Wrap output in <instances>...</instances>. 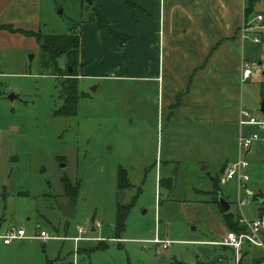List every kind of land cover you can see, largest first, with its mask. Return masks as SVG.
<instances>
[{"label": "rangeland", "instance_id": "rangeland-1", "mask_svg": "<svg viewBox=\"0 0 264 264\" xmlns=\"http://www.w3.org/2000/svg\"><path fill=\"white\" fill-rule=\"evenodd\" d=\"M81 4L52 0L43 11L44 33L73 30L80 36L76 23L90 12ZM84 57L82 53L78 60L81 97L76 114L64 117L53 114L61 103L62 76L41 68L39 47L0 51V234L22 226L27 235L44 230L56 237L7 245L0 239V264H167L171 257L187 264L208 259L221 263L218 255L233 264L230 249L198 241L209 232L217 236L225 227L223 211L206 200L212 199L211 180H217L233 219L255 218V197L264 198V154L258 144L244 156L247 179L226 180L218 168L226 159L221 156L225 146L230 151L227 161L237 157L231 127L220 129L218 138L167 131L166 121L156 120L155 82L110 77L100 70L98 54L90 64L83 63ZM57 64L63 70V55ZM246 64L251 76L241 82L245 110L262 118L256 109L264 99V77L259 81L255 74L264 67V55L261 67ZM159 158L169 159L162 173L169 167L174 174H162L158 186L154 161ZM119 167L129 183L121 191L115 179ZM239 200L245 203L239 206ZM68 201L73 202L71 218L61 214ZM116 203L129 205L119 239L114 231ZM259 215L264 219V211ZM78 227L81 237L74 242ZM155 238L169 241L168 246L160 248ZM95 245L102 249L88 252Z\"/></svg>", "mask_w": 264, "mask_h": 264}, {"label": "crops", "instance_id": "crops-1", "mask_svg": "<svg viewBox=\"0 0 264 264\" xmlns=\"http://www.w3.org/2000/svg\"><path fill=\"white\" fill-rule=\"evenodd\" d=\"M51 1L0 0V51L19 46L38 48L35 34L44 33L43 11L44 8L49 9ZM258 1L252 2V14L261 13L264 16V1ZM132 2L133 7L129 9L117 0H93L110 29L126 35L127 40L120 47L106 28H98L94 21L83 18L85 21L79 20L77 25L80 30L78 60L83 53L86 54L83 63L90 64L91 56L98 54L101 59L100 70L107 72L110 77L155 82L156 120H165L167 131L172 130L175 134L191 131L192 135L196 133L201 139L215 134L218 138L220 129L231 127L234 130V153L238 132L247 134L257 130L254 126L237 125L239 110L248 109L244 100L246 89L240 82L242 63L256 62L261 67L264 55V33L260 35L258 43L239 36L248 0ZM79 4L83 5L80 1ZM259 44L262 47L257 48ZM250 76L251 70L244 81ZM260 76L264 77V67L255 74L259 81L262 80ZM261 82L263 88L264 80ZM259 133L264 137V131ZM255 143L264 154V144ZM221 152L222 158L226 159L219 163L220 166L230 154L226 146ZM168 162L169 159L160 158L154 161L158 186L162 183V174H166V178L174 174L169 167L166 168L167 172L162 173V168ZM255 198L259 203L255 217H260L259 214L264 211V206L260 205L264 204V198ZM202 207H207L206 201L202 202ZM261 218L260 244L242 246L238 264H250L264 258V219ZM226 231V227L220 228L217 236L208 231L209 237L198 241L222 246L214 242L221 240ZM222 248L231 250L228 246ZM218 258L221 263L213 259L200 263H227V256L218 255ZM200 263L194 261L191 264ZM261 263L264 264V260Z\"/></svg>", "mask_w": 264, "mask_h": 264}, {"label": "trees", "instance_id": "trees-1", "mask_svg": "<svg viewBox=\"0 0 264 264\" xmlns=\"http://www.w3.org/2000/svg\"><path fill=\"white\" fill-rule=\"evenodd\" d=\"M83 3V0H79ZM124 4L126 7L131 9L133 7L132 0H117ZM254 0H248V5L244 10V19H247L252 15V2ZM89 15L86 17L87 21H94L98 28H106L112 38V40L118 45L123 46L127 40L126 35H121L114 32L110 29L109 24L101 17L100 13L97 10V7L93 4L90 7ZM80 22L76 23V26ZM35 40L39 47V64L43 70L49 69L53 75H61L62 79H59V94L58 97L61 101L59 107L54 110L53 114L58 116H75L76 107L81 97V92L77 90V69L82 63H78V51L80 47V36L79 34L74 33L73 30L69 31L67 34H54V33H43L35 34ZM63 55L65 57V64L63 70L57 64V58ZM116 189L121 191L129 186L128 180L125 176V171L122 168L116 170ZM211 194L210 200H206L208 203H215L219 206L217 202V196L220 195L219 189L217 186V180H211V190L208 192ZM76 194V188L74 193L70 196L73 197ZM128 204H119L115 205V216H114V231L116 237L119 238V233L123 230V223L128 212ZM220 208V207H219ZM221 209V208H220ZM221 211H223L221 209ZM228 211V210H227ZM227 211H223V220L226 229L228 231L239 232L243 228H240L237 225L236 220L233 219L232 215ZM94 249H102L100 246L95 245L93 248L89 249L88 252ZM263 259H257L250 264L261 263ZM47 264H53L48 262ZM78 264H89L79 262ZM167 264H182L176 259H171ZM201 264V263H200ZM209 264V263H203Z\"/></svg>", "mask_w": 264, "mask_h": 264}, {"label": "built area", "instance_id": "built-area-1", "mask_svg": "<svg viewBox=\"0 0 264 264\" xmlns=\"http://www.w3.org/2000/svg\"><path fill=\"white\" fill-rule=\"evenodd\" d=\"M262 33H264V16L261 13H253L247 19H243L240 24L239 36L241 39H249L253 43H258L260 42V35ZM249 73V66L246 63H242L240 82H243ZM237 125L239 127L254 126L257 130L247 134L238 132L236 136L237 157L234 160L227 161L224 164L222 173L220 174H222L223 178L226 180L234 178L238 183H241L247 179V175L244 172V168L248 164V161L244 157L245 154L248 152L250 146L253 143L259 142L260 144H264V137H262V135L259 133V131H264V118H257L256 116L251 115L247 110L240 109L237 118ZM244 203L245 201L243 200L238 201L239 206L243 205ZM236 222L240 228H243L242 231H227L221 240L214 242L215 244L228 246L231 248L233 252L234 264L239 263V253L242 249V246L260 244L259 232L263 225V220L261 217L246 219L240 215L236 219ZM79 233H82V229L80 227L77 228V235L72 237L74 242L81 237L79 236ZM24 238L45 241L49 238L56 237L47 234L44 230H39L37 234L27 235L25 229L22 226H11L7 228L3 234H0V239L3 244H10L12 241ZM153 243L160 244V248L164 249L168 246L169 241H162L155 238L153 239ZM72 264H75V262Z\"/></svg>", "mask_w": 264, "mask_h": 264}, {"label": "water", "instance_id": "water-1", "mask_svg": "<svg viewBox=\"0 0 264 264\" xmlns=\"http://www.w3.org/2000/svg\"><path fill=\"white\" fill-rule=\"evenodd\" d=\"M264 1V0H262ZM83 3L87 6H92L93 5V0H83ZM94 86H92L90 89H93ZM257 110L260 113H264V99H261L258 103ZM227 162V160H224L223 164L219 168V173H222L224 164ZM217 202L220 206V208L223 211H227L229 209V204L226 202L224 198H222L220 195L217 196ZM73 202L68 201L62 208H61V214L65 217L71 218L73 216Z\"/></svg>", "mask_w": 264, "mask_h": 264}]
</instances>
